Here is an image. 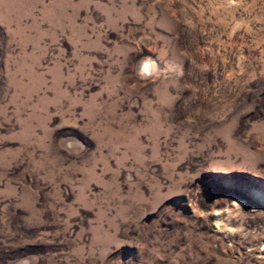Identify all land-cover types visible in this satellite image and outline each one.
<instances>
[{"label":"rangeland","instance_id":"obj_1","mask_svg":"<svg viewBox=\"0 0 264 264\" xmlns=\"http://www.w3.org/2000/svg\"><path fill=\"white\" fill-rule=\"evenodd\" d=\"M0 264H264V0H0Z\"/></svg>","mask_w":264,"mask_h":264},{"label":"clouds","instance_id":"obj_2","mask_svg":"<svg viewBox=\"0 0 264 264\" xmlns=\"http://www.w3.org/2000/svg\"><path fill=\"white\" fill-rule=\"evenodd\" d=\"M148 67H149L148 62H145L142 69H141V75L146 74Z\"/></svg>","mask_w":264,"mask_h":264}]
</instances>
